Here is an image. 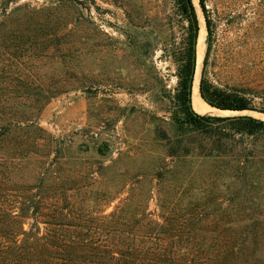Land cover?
Instances as JSON below:
<instances>
[{"label":"rangeland","instance_id":"374dc122","mask_svg":"<svg viewBox=\"0 0 264 264\" xmlns=\"http://www.w3.org/2000/svg\"><path fill=\"white\" fill-rule=\"evenodd\" d=\"M206 4L212 80L263 96L264 0ZM185 26L175 0H0V127L40 125L38 170L86 173L84 187L120 190L111 208L133 188V204L151 211L172 201L196 205L205 220L250 224L247 254L264 264V130L205 132L178 121L171 51ZM206 37L207 29L198 81ZM202 115L264 120L257 111ZM17 136L6 141L24 139ZM56 156L68 164L56 165ZM159 171L162 184L153 179ZM94 173L99 182L88 179Z\"/></svg>","mask_w":264,"mask_h":264},{"label":"trees","instance_id":"16d2710c","mask_svg":"<svg viewBox=\"0 0 264 264\" xmlns=\"http://www.w3.org/2000/svg\"><path fill=\"white\" fill-rule=\"evenodd\" d=\"M175 4L186 21L185 36L171 51L177 66L178 121L205 132L233 129L253 135L264 130V120L251 115L211 116L193 109L199 19L193 0H175ZM199 4L207 29L201 97L218 109L264 113L262 88L251 93L230 91L212 80L209 58L215 25L206 0ZM45 132L32 123L0 127V150L21 153L0 155V264H255L247 254L248 223L205 220L196 205L172 201L160 204L159 212L151 211L133 204L137 195L133 188L111 208L120 190L84 187L86 173L48 175V167L38 170L43 165L35 154L45 144L33 137ZM10 135L24 139L10 143L6 141ZM52 161L68 164L57 156ZM162 176L159 171L153 179L162 184ZM99 178L94 173L88 179L99 182Z\"/></svg>","mask_w":264,"mask_h":264},{"label":"bare ground","instance_id":"6f19581e","mask_svg":"<svg viewBox=\"0 0 264 264\" xmlns=\"http://www.w3.org/2000/svg\"><path fill=\"white\" fill-rule=\"evenodd\" d=\"M205 35H206V29L203 20L201 19L200 22V30L198 34V40H197V56L198 58H201L204 52L205 48ZM198 77V75H196ZM192 103L196 111L199 113H213V114H218V113H226V110L218 109L216 107H213L209 105L200 95L199 92V81L198 78L194 81L193 85V93H192ZM233 111V110H231ZM237 112V111H234ZM244 112V111H240Z\"/></svg>","mask_w":264,"mask_h":264},{"label":"water","instance_id":"95a60500","mask_svg":"<svg viewBox=\"0 0 264 264\" xmlns=\"http://www.w3.org/2000/svg\"><path fill=\"white\" fill-rule=\"evenodd\" d=\"M237 112H240V111H237Z\"/></svg>","mask_w":264,"mask_h":264}]
</instances>
